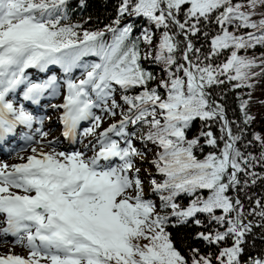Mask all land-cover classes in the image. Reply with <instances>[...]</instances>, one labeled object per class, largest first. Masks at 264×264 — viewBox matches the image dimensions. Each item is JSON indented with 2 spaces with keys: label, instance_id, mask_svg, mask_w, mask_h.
<instances>
[{
  "label": "snow or ice",
  "instance_id": "1",
  "mask_svg": "<svg viewBox=\"0 0 264 264\" xmlns=\"http://www.w3.org/2000/svg\"><path fill=\"white\" fill-rule=\"evenodd\" d=\"M76 6L86 8V0ZM71 8L72 0H0V151L18 133L30 147L17 154L19 163L0 162V237L28 250L0 256V264H264V250L253 256L249 243L257 230L264 242V197L248 195L264 184V172L255 171L264 169V135L253 133L245 145H258V155L242 151L246 129L233 131L238 121L228 119L226 97L213 95L225 85L251 88L264 76V51H254L264 49V0H116L114 18L97 30L68 22ZM137 19L147 25L133 37ZM50 66L63 79L30 78L29 70ZM61 88L63 102L51 105L62 110L61 135L83 138L71 151L33 129L43 120L12 98L39 105ZM239 109L250 124L248 101ZM197 119L202 127L188 139ZM211 122L219 123V138ZM201 138L218 153L198 159ZM136 140L160 150L151 163L163 180L151 179L148 192L136 166L146 153ZM182 195L186 206L177 203ZM190 224L204 229L193 241L218 251L190 247L185 256L167 229Z\"/></svg>",
  "mask_w": 264,
  "mask_h": 264
},
{
  "label": "trees",
  "instance_id": "2",
  "mask_svg": "<svg viewBox=\"0 0 264 264\" xmlns=\"http://www.w3.org/2000/svg\"><path fill=\"white\" fill-rule=\"evenodd\" d=\"M78 0H72V8L70 9L68 16L69 20L68 22L73 24H80L82 29H88V30H97V29H103L106 24H109L111 20L114 18L115 15V4L116 0H86L87 7L86 8H78L77 5ZM137 30L134 32L133 37L136 35H139V28L140 26H146L147 21L143 19H137ZM213 28L215 26H212ZM106 40H110L111 36L110 34L105 37ZM201 44L204 45L205 51L208 48L207 42L201 38L200 41L197 42V46L199 47ZM255 54L257 56L260 55L261 51H264V49H256L254 50ZM144 47H141V53L143 54ZM246 55H251L252 51H249L248 53H241ZM227 53H225V56ZM89 61L95 60L97 58L95 57H89L87 58ZM220 59H223L221 57ZM219 63V59L216 61ZM142 65L152 71L157 77L161 75L160 66L155 65L149 61L142 60ZM256 72H260L259 68L253 69ZM253 84V87L251 88H240L236 90H231L230 85H225L220 88H215L213 90L214 98L220 101L221 99V93L224 94L226 99H224L222 102L226 104L227 106V116L229 120L232 121H238V124H233L232 129L234 132L237 131V127L245 128L246 132L244 134L243 142L238 145L242 151H250L253 152V154L258 155L259 154V146L258 145H249L247 148H245V145L249 140L252 139L253 133H259L261 135H264V76H258L254 77L251 81ZM150 86H155V82H153ZM135 91V90H133ZM133 94V93H129ZM117 100L120 98V93L117 92L116 94ZM241 100H247L248 101V114L254 119L251 121L250 124L245 125L243 123L241 112L239 109V104ZM202 127V122L200 120H195L191 126V129L187 132V138L192 139L194 136L198 135L200 129ZM208 127H204V131H208ZM210 130L214 133V135L219 138L220 131H219V123L217 122H211V128ZM135 145L139 148H143L145 152H147L149 155L152 156V161L156 159V153L160 151L158 148H156L152 144H148L147 148L144 147L143 144L140 143L139 140L134 141ZM219 147H223V142L219 141ZM200 145L202 146V150L200 147H197L194 150V154L197 156L198 159H203L209 152H217V149H213L210 146L206 145L204 142V139H200ZM256 172H264V169H261L260 167H257L255 169ZM157 174V175H156ZM155 175H152V179H156L158 182H162L163 177L156 173ZM230 195H235L234 192H230ZM203 195H207V192H204ZM248 195L253 197V200L256 198L264 197V184L257 183L255 186H252L248 190ZM241 198L244 200L245 206H249V201L246 197L243 195ZM159 199V197H158ZM190 202V198L186 195H182L178 200L177 203L186 206ZM220 213L217 212V215ZM204 219V217H201ZM172 236V239L175 242L176 247L185 255H188V250L190 247H198L200 248L201 252L207 253L208 251L217 252L218 250L213 246L212 248H209L204 242L202 241H193L191 237L198 231L204 230L201 228H198L194 225H188V226H182V227H169L167 229ZM250 244L254 243L255 246L250 249L251 254L253 256L259 255L262 250H264V242L260 239L259 230H257V235L253 238V240H250ZM246 258V257H245Z\"/></svg>",
  "mask_w": 264,
  "mask_h": 264
},
{
  "label": "rangeland",
  "instance_id": "3",
  "mask_svg": "<svg viewBox=\"0 0 264 264\" xmlns=\"http://www.w3.org/2000/svg\"><path fill=\"white\" fill-rule=\"evenodd\" d=\"M50 67L56 69V72H54V74L60 75L61 72H60V70H59V68L57 66H50ZM51 71H52V69L50 68V71H48L47 73H38L36 75H31L30 78H35L36 76H39L40 79H46L48 75H52V74H50ZM31 73H32V70H29V74H31ZM79 75H80V72H79V70H77L74 73V76H79ZM60 77H61V79H63V73L60 75ZM63 91H64L63 88H61L60 89V95H57L54 98L49 96V99L46 101L45 109H47V111H45V113L41 112L39 114L40 117L38 118V120H43V125L47 126V123L50 122V120L52 118L56 119V116H57V114L59 113L60 110L53 109L51 107V105L60 104L63 101V99H62ZM12 98L14 100L18 101V106H19V103H23L22 97L19 96V95L14 96ZM95 111L97 112V114H100L98 110H95ZM46 113H48L50 115H45ZM109 122H111L110 119H106L104 127H107ZM86 126H88V123H87ZM43 131L50 132V135H49L48 139L49 140L58 141V144H57L58 150H63L62 148H60V139H59V135H58V131L59 130H58V127H57L56 124H54L49 129H47V128L44 129L43 128ZM53 137H55V138H53ZM19 138H20V134H19ZM56 138H58V139H56ZM81 139H83V138H80V140ZM84 143H87V140H84ZM25 147H27L28 150L24 151V152H20V144H19L18 149H14L13 151H10L8 154L0 156V162H10L12 160L15 161V162L17 160V162H18L19 161V159L17 158V154L18 153L20 155H28L30 153V147H28L27 145ZM81 147H82V145H81V143L79 141L77 146L74 149H78V148H81ZM136 147H138V146H136ZM140 149L144 151L143 148H140ZM71 150H73V149L66 150V151H71ZM145 153H146V158L144 160H139L138 159L136 161V166L140 168V177L144 181L146 192H148L149 191V182L152 179V175H155L157 172H156L154 164L151 163L152 156L149 155L147 152H145ZM89 154H91V153H89ZM149 198L152 199L155 203L159 204V199H158L157 195L149 194ZM0 245H3V247L0 248L1 255L4 252H11V253H14V254H17V255H21V256H27V254H28V250L25 247L21 246L20 244H15L13 242V240H9L7 238L0 237ZM10 245L13 246V248H10L9 247Z\"/></svg>",
  "mask_w": 264,
  "mask_h": 264
},
{
  "label": "bare ground",
  "instance_id": "4",
  "mask_svg": "<svg viewBox=\"0 0 264 264\" xmlns=\"http://www.w3.org/2000/svg\"><path fill=\"white\" fill-rule=\"evenodd\" d=\"M38 111H36L35 112V114L37 113ZM56 121V122H55ZM55 123H57V118L55 119V118H52L51 120H50V122H48L47 123V126H46V128L47 129H49V128H51ZM36 126H37V123H34V125H33V129H35L36 128ZM38 127V126H37ZM22 131L23 132H28L29 130L28 129H22ZM53 138H55V137H53ZM57 139V138H56ZM8 152H9V149H8ZM17 161V160H16ZM20 161H18V162H15V161H10V162H6V163H9V164H12V163H19ZM3 247V245H0V248H2ZM11 247V246H10ZM12 248V247H11ZM1 255V254H0ZM3 256H6V254H2Z\"/></svg>",
  "mask_w": 264,
  "mask_h": 264
}]
</instances>
